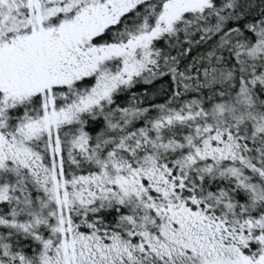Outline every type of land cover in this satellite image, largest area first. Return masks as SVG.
<instances>
[{"label": "snow or ice", "instance_id": "1", "mask_svg": "<svg viewBox=\"0 0 264 264\" xmlns=\"http://www.w3.org/2000/svg\"><path fill=\"white\" fill-rule=\"evenodd\" d=\"M0 264H264V0H0Z\"/></svg>", "mask_w": 264, "mask_h": 264}]
</instances>
